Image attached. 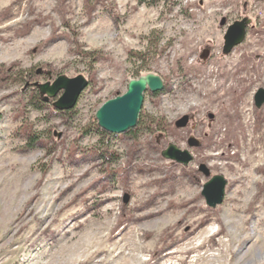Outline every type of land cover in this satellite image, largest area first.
I'll return each instance as SVG.
<instances>
[{
	"label": "rangeland",
	"instance_id": "374dc122",
	"mask_svg": "<svg viewBox=\"0 0 264 264\" xmlns=\"http://www.w3.org/2000/svg\"><path fill=\"white\" fill-rule=\"evenodd\" d=\"M148 72L165 87L137 125L98 129L99 106ZM80 73L68 112L36 103L35 81ZM260 87L264 0H0V264H264ZM170 143L193 159L165 157ZM201 162L227 179L216 206Z\"/></svg>",
	"mask_w": 264,
	"mask_h": 264
},
{
	"label": "water",
	"instance_id": "95a60500",
	"mask_svg": "<svg viewBox=\"0 0 264 264\" xmlns=\"http://www.w3.org/2000/svg\"><path fill=\"white\" fill-rule=\"evenodd\" d=\"M251 22L249 16L237 19L228 24L224 34L223 52L230 53L233 48L245 40L247 27ZM225 24V18L221 20ZM211 53L210 47L202 50L201 57L207 58ZM43 68H38L36 72L42 73ZM89 79L82 73L75 76L60 74L53 80L44 82L35 81L34 85L38 87L41 97L48 102L53 99V105L59 110H69L73 108L82 91L88 86ZM165 87L163 77L154 72H148L129 80L127 89L122 94L109 98L104 101L96 111V119L100 128L111 133H122L134 128L140 117V112L145 99L146 91L157 92ZM61 92L59 96H57ZM256 106L264 104V87L257 89L254 95ZM190 115L183 114L176 121L178 127H184L189 123ZM200 141L197 137L189 138L190 146H197ZM163 155L177 162L188 164L193 159V153L189 148H180L175 143H170L163 151ZM199 169L205 175L210 176L209 166L201 162ZM227 179L221 174H214L204 183L202 194L210 206H216L221 203L225 195ZM124 200H129V195L124 196Z\"/></svg>",
	"mask_w": 264,
	"mask_h": 264
},
{
	"label": "trees",
	"instance_id": "16d2710c",
	"mask_svg": "<svg viewBox=\"0 0 264 264\" xmlns=\"http://www.w3.org/2000/svg\"><path fill=\"white\" fill-rule=\"evenodd\" d=\"M46 101H44L43 100V98L41 97V95L39 94V95H37V97H36V103H39V104H44ZM48 102H50V101H48ZM53 102V101H52ZM62 111H64V112H68V110H62ZM99 127V126H98ZM98 129H100V127L98 128ZM101 130V129H100Z\"/></svg>",
	"mask_w": 264,
	"mask_h": 264
},
{
	"label": "flooded vegetation",
	"instance_id": "af4514ba",
	"mask_svg": "<svg viewBox=\"0 0 264 264\" xmlns=\"http://www.w3.org/2000/svg\"><path fill=\"white\" fill-rule=\"evenodd\" d=\"M42 73H43V72H42ZM33 85H34V83H33ZM34 86H35V85H34ZM36 87H37V86H36ZM37 88H38V87H37ZM38 90H39V89H38ZM191 136H192V135H191ZM191 136L188 137V143H189V138H190Z\"/></svg>",
	"mask_w": 264,
	"mask_h": 264
}]
</instances>
